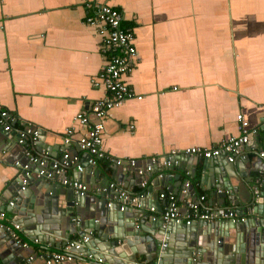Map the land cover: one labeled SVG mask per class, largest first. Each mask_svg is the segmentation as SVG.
<instances>
[{"label":"crops","instance_id":"obj_1","mask_svg":"<svg viewBox=\"0 0 264 264\" xmlns=\"http://www.w3.org/2000/svg\"><path fill=\"white\" fill-rule=\"evenodd\" d=\"M107 2L122 11V25L132 29L138 62L125 77L135 97L107 110L104 116L102 145L105 152L114 159L131 157L137 163H144L151 156L173 154L186 147L211 148L238 133L236 115L240 112L251 126L258 128L253 143L244 150L249 158L244 167L239 170L236 164L241 161H236L233 163L236 174L229 170L237 199L245 201L246 179L260 176L253 168L264 160L258 157V151L264 149V0ZM91 14L80 0H0V104L16 116L11 132L4 133L0 129V200L3 202L17 190L20 172L14 161L26 162L23 147L17 142V132L23 123L32 124L43 132L39 139L31 141L30 152L48 161L59 160L66 148L62 137L67 128L73 129V138L84 130L76 121V114L90 113L92 106L108 95L91 82L110 56L103 47L104 34L99 33L96 25L85 22L86 16ZM137 95H141V99H137ZM67 147L73 154L84 155L74 143ZM174 158L178 161L172 170L158 164L151 174L148 186L152 194H156L154 198L152 194L140 196L144 189L137 176L113 163L100 160L82 172L75 167L68 168L67 176L79 178L82 173L80 180L91 188L78 207L80 225L76 231L71 230L74 232L66 230L62 213L70 198L67 189L46 181L50 186V192H46L43 179L31 177L29 185L37 194L35 215L26 220L20 218V222L16 220L20 227L15 229L27 246L11 243L0 232V264H44L37 254L49 253L67 240L81 237L78 231L84 226L83 221L92 217L102 221V227H108L116 223L113 212L123 211L124 221H130L135 214L132 209L137 208L146 211L150 221L153 217V220H162L160 211L164 200L158 194L178 184L179 180L175 179L178 175L182 181L189 178L187 190L192 184L194 199L206 196L202 202L206 207L236 210L243 206L246 209L243 217L248 222L243 228H251L252 213L245 208L246 204L235 205L229 199L232 190L227 191L224 198L213 201L211 193L216 188H207L209 181L206 186L201 181L203 159L182 154ZM182 163L184 168L180 166ZM189 164L196 167L187 169ZM110 183L116 187L115 191L120 188L126 194L124 210L119 209L123 199L117 198V192L111 191L108 198L97 191L98 187ZM109 199L113 201L114 210L107 209ZM131 199H140L139 204L145 207L134 206ZM150 206H154L155 211H151ZM6 213L8 219H17L9 209ZM263 217L257 215L256 221ZM170 222L163 221V224L170 228L167 244L173 248L174 260L162 264L171 261L183 264L180 262L185 254L182 255L183 248L192 243H195L194 264H209L197 258L201 248L211 257V261L207 259L211 264H215V260L222 264L221 258L223 264H227L229 254H233L232 245L235 256L240 253L241 240H234V230L229 231L222 245V257H216L217 244L211 235L213 224L194 222L190 234L185 236L184 227ZM91 233L97 237L96 231ZM206 233L213 238L209 249ZM51 237L54 242L47 240ZM102 244L105 245L100 242L98 246L106 252ZM28 257L33 258L27 261ZM106 257L110 263H97L95 258L88 261L78 256L63 264H137L109 252ZM139 263L151 264L144 262L143 257L139 258ZM245 264L256 263L248 258Z\"/></svg>","mask_w":264,"mask_h":264},{"label":"built area","instance_id":"obj_2","mask_svg":"<svg viewBox=\"0 0 264 264\" xmlns=\"http://www.w3.org/2000/svg\"><path fill=\"white\" fill-rule=\"evenodd\" d=\"M83 7L92 12L91 15L86 16L85 22L90 25H96L99 33L104 34L103 47L110 52L103 67L96 77H93L91 82L94 87H102L108 95L104 100L95 103L91 112H80L76 114L75 119L84 126V130L77 138L72 137L73 129L67 128L63 139L64 148L61 159L48 161L42 156H38L31 150V141L39 139L42 135L41 129L29 124L23 123V126L17 132V142L22 145L26 155V162L21 164L20 161H14V165L19 168L21 185L13 197L6 202L0 200V227L5 226L6 230L14 236L17 243L22 246H27V243L22 241L14 232L19 229L20 224L8 219L6 208L14 206L19 198V194L29 184L32 175L36 174L37 178L45 179L49 182H56L64 187L71 188L75 196L85 195L87 193L88 185L77 177L67 176V169L70 167L77 168L82 172L87 163L90 168L97 165L100 160L107 161L115 166H120L126 172L134 173L139 179V185L144 190L139 194L140 196H148L145 188L148 186L151 174L155 171V167L161 164L162 167H168L172 163H177L175 156L182 154L183 156L196 157L198 159H211L224 155L228 163L245 160L247 157L246 152L241 148L247 146L250 142V137L258 133V128L249 124L248 120L242 113L236 115L237 130L236 135L220 141L216 146L205 148L200 146H192L181 149L176 153L167 154L159 157L158 155L151 156L148 161L144 163H137L131 157L114 159L108 155L103 149V119L107 110L118 106L125 99L135 97V93L130 89L125 77L129 75L138 62V53L135 46V36L131 28L122 25L123 14L122 11L112 5L107 0H80ZM141 99V95L136 96ZM16 123V116L0 104V129L4 133H9L13 130ZM30 140V142H29ZM74 143L77 150L84 155L81 157L78 153L73 154L68 149V145ZM179 153V154H177ZM176 154V155H175ZM89 155V156H88ZM88 156V157H87ZM258 157L264 159V149L258 151ZM160 175V174H159ZM260 177V176H259ZM259 182H264V178L260 177ZM190 185L186 181L184 188L179 193L175 194L171 191H161L158 197L164 200L161 208V217L164 222L174 220L175 222L182 221L186 225L194 222H213L217 220L223 221H244L243 215H240L232 208H209L202 204L205 200V195H200L193 200H187V187ZM110 187L116 189L113 183H110L102 188L98 187L97 191L107 192ZM118 197L123 199L119 209L124 210V199L127 198L126 194L117 188ZM138 200V199H137ZM136 199H131L132 204L137 202ZM107 206H112L113 201L109 199ZM151 211H155L154 206L149 207ZM184 209V211L182 210ZM154 218V217H153ZM10 222L8 225L6 222ZM75 222H79L77 218ZM167 239V237L165 238ZM89 240L88 236L76 237L64 242L60 248L52 249L49 253L37 254V257L43 261L44 264H63L74 261L81 256L86 260L96 259L97 263H104L100 257H94L90 252L83 253L81 250L85 243ZM36 241V240H35ZM162 245L166 243L162 240ZM33 257H28L26 260L30 261ZM24 264V263H20ZM147 264V263H145Z\"/></svg>","mask_w":264,"mask_h":264},{"label":"water","instance_id":"obj_3","mask_svg":"<svg viewBox=\"0 0 264 264\" xmlns=\"http://www.w3.org/2000/svg\"><path fill=\"white\" fill-rule=\"evenodd\" d=\"M43 134V132H42ZM254 141V136L250 137V142L247 146L242 147V150H247L251 143ZM89 156V155H88ZM87 156V157H88ZM249 159L248 155L245 160ZM245 160H242L241 163H237L236 165L239 167V170L244 167ZM262 163L259 164V166L253 168V171L259 172L260 177L264 178V160H261ZM172 164L167 167V169L172 170L174 168V162H171ZM86 166V171L90 169V166L87 163H84ZM184 163L180 164L181 168L183 167ZM235 164L228 163L226 161V158L224 155L219 157H214L211 159H203V161L200 164L201 167V181L203 185H207V181H209V185L207 188H210L214 186L216 189L212 191V199L213 201H216L217 198H224L227 195V191L232 190L233 192L230 193L229 199L233 200L235 205H241L246 204L245 208H248V211L252 213V219L250 220L251 228H243V224L245 225L248 222H245L246 219L243 222H233V221H223V220H217L213 222H198V223H208L213 224V229L211 231V235L214 236V243L217 244L216 248V257H222L223 254V243L226 241V238L229 236V231L234 230V240H241L239 241V254L238 256H235L234 254V248L235 246L232 245V253L229 254L230 258L229 260H226L227 264H245V262H248V258L252 259V261L256 264H264V231H262V227H264V217L256 221V217L258 216H264V182H259L258 179L260 177H257L255 179L249 178L246 179V183L244 184V187L246 189V199L245 201H239L237 199L236 195V188L233 187L231 183V177H233L229 170H231L234 174L235 172ZM192 166V168L196 167V164L194 165H186V168L189 169V167ZM158 167V166H156ZM155 167V168H156ZM88 168V169H87ZM156 171V170H155ZM190 174V173H189ZM186 174V175H189ZM82 173L79 174V179L81 178ZM33 179H38L36 175L32 176ZM31 179V178H30ZM42 179V178H40ZM175 179L179 180L178 184H172L165 188V191H171L175 194L179 193L181 189L184 188V184L186 181H189V178L187 177L185 180H181L180 176H175ZM107 180V178H106ZM108 181V180H107ZM161 181V180H160ZM252 181L251 184H249ZM17 187L21 185V178L19 176V179L16 180ZM42 185H46L47 190L46 192H50V186L46 184V180H41ZM56 183V182H53ZM58 184V183H56ZM38 185V184H37ZM64 187V186H63ZM151 187L147 186L145 189L152 194ZM238 188V187H237ZM67 189V192L69 193V202L65 203V207L62 208V213L64 216L65 221V228L66 230L70 232L76 231L77 227L80 225L78 222H75L74 219L80 217V210L78 207H80L83 203V199L85 195L81 196H75L74 191L71 188L64 187V190ZM91 188L88 187L87 191H89ZM117 192L114 188H111L107 190V192H102L104 196H107L110 198V192ZM194 193L193 185L191 184V189L187 190L186 198L187 200H193L192 197ZM36 191L33 186L27 184L25 186V189L22 190L19 194V198L15 202L14 206L9 209L13 213L14 216L17 217V219H14L13 221L20 220V218H23L24 220L29 219L30 217H33L35 215L34 213V205L36 202ZM152 197H156V194H152ZM196 199V198H195ZM140 199L137 200V202L133 203L134 206L139 205L140 207H145L143 204H139ZM107 206V204H106ZM74 209V210H73ZM108 211L114 210L112 206H107ZM134 211V215L130 221H124V212L123 211H116L113 212L114 218L116 223L113 225H107L108 227H102L101 222L97 221L99 219L92 217L89 220H85L84 226L81 227V230L79 232V236H88L89 240L87 243L84 244L83 248L81 250H85L86 252H90L94 254V257H100L103 259L104 262L110 263V259L106 257L107 252L112 253L113 255H120L122 258H127L130 262H135L137 264L139 263V258L143 257L144 262H151V264L155 261L156 264H162V262L168 261V260H174L173 255V248L168 246V231L169 227L163 224V221L160 219L158 220H148L146 218V211L140 210V209H132ZM246 209L243 208V206L238 207L235 211H237L238 214L243 215ZM111 215V214H110ZM109 215V217H110ZM136 219H139L136 222ZM158 221V222H157ZM20 222V221H19ZM172 222L175 225H180L184 227L185 236L190 234L191 225H186L182 221L175 222L172 220ZM197 223V222H195ZM255 224L258 226L254 228ZM212 227V226H211ZM74 229V231H71ZM96 231L97 237H94L91 232ZM0 232L3 233L7 237V240H10L11 243L21 246L20 243H17L14 236H12L7 230L5 226L0 227ZM15 232V230H14ZM242 234V236H241ZM207 239H208V249L211 248L212 240L213 238L210 237L208 233H206ZM163 242L166 243L165 246L162 245V239ZM167 237V239H165ZM37 238V237H35ZM52 238V239H51ZM50 239H47L50 242H54V238L51 237ZM68 237L65 238V241ZM240 238V239H239ZM105 243L102 244L105 247L106 252L101 251L102 248L98 246V243ZM198 244L200 245V238H198ZM109 245V246H107ZM195 243H192L191 246L183 248L182 255L180 262L183 264H194L196 263V258L194 257L195 251H194ZM109 247L113 250H109ZM206 251V250H205ZM204 249H200L201 255H199L197 258L200 260H205L207 263L211 264L209 261H211V257L206 256V252ZM85 253V252H83ZM203 253V254H202ZM161 259V260H158ZM209 259V261L207 260ZM222 264H223V259ZM117 263V261H114ZM215 264H218V261H214ZM119 264H123L118 262ZM170 264H173V261L170 262ZM221 264V263H220Z\"/></svg>","mask_w":264,"mask_h":264}]
</instances>
